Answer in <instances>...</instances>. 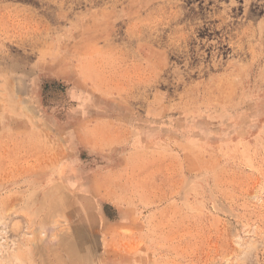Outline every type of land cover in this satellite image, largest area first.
Masks as SVG:
<instances>
[{"label":"rangeland","instance_id":"1","mask_svg":"<svg viewBox=\"0 0 264 264\" xmlns=\"http://www.w3.org/2000/svg\"><path fill=\"white\" fill-rule=\"evenodd\" d=\"M0 207V264H264V0H0Z\"/></svg>","mask_w":264,"mask_h":264},{"label":"bare ground","instance_id":"2","mask_svg":"<svg viewBox=\"0 0 264 264\" xmlns=\"http://www.w3.org/2000/svg\"><path fill=\"white\" fill-rule=\"evenodd\" d=\"M10 82V81H9ZM15 85V84H14ZM56 152V151H55ZM52 153H53V151H52ZM9 170V169H8ZM80 200H81V198H79ZM79 200V201H80ZM13 203V202H12ZM80 203H82V202H80ZM85 203V202H84ZM25 204V203H24ZM3 206V205H2ZM8 206V205H7ZM24 206V205H23ZM81 206H83V204L81 205ZM80 206V208H83V207H81ZM5 207V206H4ZM0 208H2L3 209V207H0ZM42 208H43V206H42ZM5 210V209H4ZM3 210V211H4ZM2 212V211H1ZM5 212V211H4ZM12 213V212H11ZM64 213H65V211H64ZM77 213H78V211H77ZM13 214V213H12ZM39 214V213H38ZM71 214V213H70ZM74 214L76 215V213L74 212ZM14 215V214H13ZM64 215V214H63ZM3 216V215H2ZM12 216V215H11ZM81 215H79V217H80ZM83 216V215H82ZM88 217H89V215H87ZM86 216V217H87ZM43 217V216H42ZM78 217V216H77ZM78 217V219L80 220V218ZM84 217V216H83ZM7 218V217H6ZM9 218V217H8ZM1 219V218H0ZM72 219V218H71ZM88 219V218H87ZM81 220H82V218H81ZM84 220V219H83ZM9 221V220H8ZM43 221H44V218H43ZM71 221V220H70ZM85 221V220H84ZM80 222V221H79ZM72 224H74V223H72ZM10 225V224H9ZM40 225V224H39ZM15 228V227H14ZM70 228V227H69ZM8 229V228H7ZM5 230V229H4ZM1 232V231H0ZM34 232V231H33ZM40 232V231H39ZM9 233V232H8ZM36 234H38V233H36ZM36 234H31V235H33L31 238H27V239H25V240H23L22 242H21V245H28L29 246V244H31V242H32V240H34V237H35V235ZM25 236V235H24ZM5 239V238H4ZM35 241V240H34ZM33 243V242H32ZM9 244V243H8ZM35 245V244H34ZM9 247V246H8ZM21 247V246H20ZM7 249V248H6ZM5 249V250H6ZM16 249V248H15ZM26 249V248H25ZM29 249H30V247H29ZM33 249V248H32ZM4 250V251H5ZM31 250V249H30ZM2 251H3V248H2ZM12 251V250H11ZM15 251V250H14ZM32 251V250H31ZM30 251V252H31ZM3 254H4V252H3ZM12 254V253H11ZM16 254V253H15ZM22 255H23V253H22ZM2 256V255H1ZM17 258V257H16ZM19 259V258H18ZM27 262V261H26ZM42 262V261H41ZM8 263V262H7Z\"/></svg>","mask_w":264,"mask_h":264}]
</instances>
